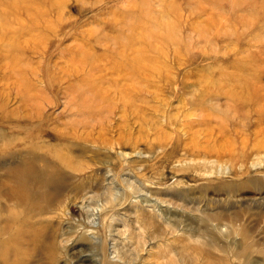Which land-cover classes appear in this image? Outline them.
Masks as SVG:
<instances>
[{"label":"rangeland","instance_id":"obj_1","mask_svg":"<svg viewBox=\"0 0 264 264\" xmlns=\"http://www.w3.org/2000/svg\"><path fill=\"white\" fill-rule=\"evenodd\" d=\"M40 131L29 212L4 175ZM1 135L0 264H264V0H0Z\"/></svg>","mask_w":264,"mask_h":264},{"label":"bare ground","instance_id":"obj_2","mask_svg":"<svg viewBox=\"0 0 264 264\" xmlns=\"http://www.w3.org/2000/svg\"><path fill=\"white\" fill-rule=\"evenodd\" d=\"M10 4H12V3H10ZM22 4H24V3H21V5ZM32 4H33V2H32ZM12 7H15V6L12 5ZM28 7H30V6H28ZM37 7H39V6H37ZM36 9H38V8H36ZM14 11H15V13L18 12V11H16V8L14 9ZM10 12H11V10H10ZM16 15H19V14H16ZM13 16L15 17V15H13ZM167 27L170 31H172L174 26L170 25ZM122 47H124V46H122ZM91 55L92 54L90 53V51H87L85 48H79V50L75 53V56L73 57L74 64L76 65L77 68H80V69H84L83 66H85V69L90 68L91 62H92L91 57H90ZM140 58H137V57L135 59L132 58L133 60H130V62H127L125 59H120L119 63L122 64L125 62L124 67H122V69H124L125 71H127V73L132 75V73H135L137 71V69L140 67L139 65L142 61ZM76 67L74 69H76ZM68 71H70V70H68ZM64 72H66V71H64ZM58 74H59V72H58ZM62 78H63V76H62ZM59 79H61V78H59ZM62 80H64V79H62ZM51 82H52V78L50 77L48 79V83L51 84ZM127 85H129V84H127ZM79 88L80 89L76 90L77 94L75 96V100L82 106H80L78 108H84V107L86 108V105L88 107H91V109L95 108L94 105H96V103H97L96 98L91 95L93 101L91 103H89V95L88 94L86 95V93L84 92L86 89H82L80 86H79ZM90 89H92V88H90ZM107 91H109V89ZM122 95H120V96L122 97ZM125 99H126V96H125ZM89 104H91V105H89ZM45 135L46 134L43 131H40L34 137L33 143L28 145L29 147L25 146L24 144L23 145L18 144L15 147V150H12L8 154L9 159L14 160V162H15L14 166L12 168H10L9 170H7L5 172V175H4V178L7 179L9 182H11V186H10L11 191H10L9 195L15 200V203L26 204V206H27L26 209L29 210V212H32L34 210V207H35V201L34 200H38V199L48 197L47 191L51 187L54 189L57 188L59 183H62V180L59 177L61 175V171H60L58 164L56 162L52 161L51 159H49L46 156L47 154L45 155V153H43L45 147L51 148V150L57 151L56 147L59 144H61L62 136L54 145H48V144H46V142H44V141H46L44 139ZM3 136H5V135H3ZM3 136L1 135L0 139H3ZM46 137H48L49 140L54 139L53 136H46ZM54 137L57 139L56 135ZM53 154L55 155L56 159L60 160L59 155H57L55 153H53ZM139 244L137 243L138 247H139ZM136 259H137V257L135 258V260ZM111 260H112V258H111Z\"/></svg>","mask_w":264,"mask_h":264}]
</instances>
